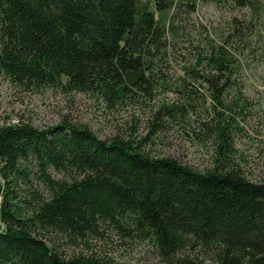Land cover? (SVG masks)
<instances>
[{
	"label": "trees",
	"instance_id": "16d2710c",
	"mask_svg": "<svg viewBox=\"0 0 264 264\" xmlns=\"http://www.w3.org/2000/svg\"><path fill=\"white\" fill-rule=\"evenodd\" d=\"M229 1L252 14L193 38L186 13L222 0H0V74L12 83L150 109L138 136L0 124V264H124L94 247L111 229L151 241L162 264H264V177L236 161L232 134L248 108L244 59L264 62V0ZM175 123L215 144L211 166L151 151Z\"/></svg>",
	"mask_w": 264,
	"mask_h": 264
},
{
	"label": "rangeland",
	"instance_id": "374dc122",
	"mask_svg": "<svg viewBox=\"0 0 264 264\" xmlns=\"http://www.w3.org/2000/svg\"><path fill=\"white\" fill-rule=\"evenodd\" d=\"M251 14L250 8L230 1L225 3L222 0L219 4L200 2L195 10L186 13L189 20L184 25L193 38L201 37L205 28L211 36L218 37L216 31L227 29L235 19L242 21ZM259 19L256 32L264 39V13ZM188 43L187 40L182 46L187 47ZM173 66L171 71H181L179 62H174ZM241 79L242 94L248 108L243 115L236 116L238 122L232 132L234 158L250 179L261 181L264 177V62L260 58L244 59ZM172 97L173 93L166 94V99ZM149 114L147 106L129 104L109 107L103 99L91 93L69 92L60 86L50 85L29 89L12 83L0 74V124L25 119L45 128L68 120L89 125L101 138H111L119 132L135 131L137 136L146 133ZM176 125L156 134L153 142L149 143L151 151L176 156L198 169L211 166L215 144L211 140L202 141L195 133L189 132V125L186 129L183 125ZM108 234L105 239H94L95 249L110 254L124 264H162L151 241L138 240L126 244V238H122L114 229L109 230ZM62 240H57V245L68 254L80 251L72 243Z\"/></svg>",
	"mask_w": 264,
	"mask_h": 264
}]
</instances>
